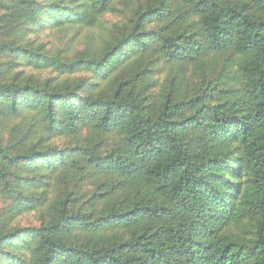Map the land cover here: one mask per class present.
Returning <instances> with one entry per match:
<instances>
[{
  "label": "trees",
  "instance_id": "1",
  "mask_svg": "<svg viewBox=\"0 0 264 264\" xmlns=\"http://www.w3.org/2000/svg\"><path fill=\"white\" fill-rule=\"evenodd\" d=\"M0 264H264V0H0Z\"/></svg>",
  "mask_w": 264,
  "mask_h": 264
},
{
  "label": "rangeland",
  "instance_id": "2",
  "mask_svg": "<svg viewBox=\"0 0 264 264\" xmlns=\"http://www.w3.org/2000/svg\"><path fill=\"white\" fill-rule=\"evenodd\" d=\"M42 39H45V40H54V36H50V37H48V36H46L45 34L42 36ZM29 218L30 219H26V218H24L22 221H20L22 224H29V223H36V219L35 218H33V217H31V216H29Z\"/></svg>",
  "mask_w": 264,
  "mask_h": 264
}]
</instances>
